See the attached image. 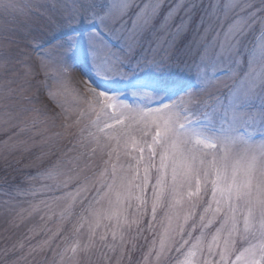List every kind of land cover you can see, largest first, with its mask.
<instances>
[{
  "label": "snow or ice",
  "instance_id": "6c2138e0",
  "mask_svg": "<svg viewBox=\"0 0 264 264\" xmlns=\"http://www.w3.org/2000/svg\"><path fill=\"white\" fill-rule=\"evenodd\" d=\"M0 21L6 175L16 151L49 139L27 120L38 110L26 104L42 101L24 93L40 91L41 73L56 106L49 78L67 90L78 70L89 94L63 125L87 121L72 148L51 142L36 157H55L32 179L55 181L41 203L64 202L59 226L13 239L25 218L5 201L0 264H156L182 250L169 264H264V0H0ZM85 155L99 157L90 175L69 167ZM64 222L88 226L70 257Z\"/></svg>",
  "mask_w": 264,
  "mask_h": 264
},
{
  "label": "rangeland",
  "instance_id": "374dc122",
  "mask_svg": "<svg viewBox=\"0 0 264 264\" xmlns=\"http://www.w3.org/2000/svg\"><path fill=\"white\" fill-rule=\"evenodd\" d=\"M3 24L4 22L0 21V27H2ZM84 70L87 71V69ZM21 71L23 72V70ZM53 75H55V73H49V77ZM68 78L70 80V87L67 90L62 89L61 86L54 83L51 78H49L47 81L51 90L57 94L56 98L59 101V104L63 106L62 108L56 106L49 100L48 93L44 90L45 77L43 73H41L39 76L40 91L36 92L35 90H30L24 93L26 97L32 99L39 96L40 100L42 101L41 103H36L34 105L26 104L27 107H34L38 110L37 113L28 114L27 120L29 122H31L33 119L40 121L38 128L33 129V131L41 133L43 137L49 138L48 141L43 144H35L30 151H16L13 157H10V159H12L14 163L16 160H20L22 162L15 170L9 169L7 175L4 171V161L2 159L4 150L0 148V237L5 234L3 233L4 216L2 207L4 202L8 200H11V202L15 205L16 212L20 213V215L25 218L20 227L14 230L15 235L13 236V239H17L27 233L28 235L32 236L30 242L36 243L39 240L45 239L46 236L50 234L47 232L48 229L55 231L59 226V213L64 202L60 201L52 204L51 209L46 207L44 203H41L42 200L47 199V197L51 195V193H49L43 186L52 185L55 183V181L49 179H32V177L37 176L38 172L47 168L51 159H55V157L45 158L43 160L36 158L37 155L42 152V150H46L47 143L57 142L61 149H71L73 146L74 135L78 132L79 127H81L83 123L87 122L86 120L82 121L81 125H77L76 127L69 129H65L63 127V125L66 124L72 125L74 121L78 119L80 110L84 107L82 98L89 95L88 91L81 84L78 70L71 72ZM32 82L35 83V81ZM13 87H16V85H13ZM128 103L135 104L137 101L130 97ZM145 103H148V101H145ZM53 116H57L58 118L53 120ZM200 119L202 121L200 127L204 130V134L210 135L211 126L206 120H204L203 117H200ZM58 133L60 134L59 136L57 135ZM69 133H71V135ZM42 136L38 134L36 135L35 139L37 141H41ZM133 138L138 139V134ZM24 139H28V136H25ZM113 144H115V141H113ZM77 154V151H69L67 156H64L63 159L71 160V158L77 156ZM98 159L99 157H96L95 159H89L87 155H85L80 159L73 161L69 167L78 168L81 170L82 175H90L93 169L89 166H94ZM114 162L126 164L127 157L121 154L118 161L114 157ZM18 189L20 190L19 192L17 191ZM33 189L36 190L35 195L24 194L27 190ZM55 194L60 195L61 193L57 191ZM34 205L36 206L35 210H33ZM53 211L55 212V215L52 214ZM29 212H31V215H29ZM158 215L163 217V210L159 211ZM74 222L75 221L72 223ZM72 223L64 222L62 225L61 234L57 238L60 248L67 249V256L69 257L74 254L72 249L75 248L77 244L82 243L84 239L83 233L87 231L88 227L87 224H85L84 227L80 229L79 234H77L73 232ZM29 228H34L35 234L28 233ZM157 231L162 232L163 229L157 225ZM193 235H196V233ZM28 242L29 241H25V243ZM139 243L144 244V241L141 240ZM144 251H147L146 247L144 248ZM182 252L184 254L177 252L166 253L160 258L158 262H156V264H169L170 257L178 258V260L182 262L184 260L186 251L182 250ZM135 255L137 258H139L141 255L140 251H137ZM152 259L155 261V257ZM171 264H177V260L173 259Z\"/></svg>",
  "mask_w": 264,
  "mask_h": 264
}]
</instances>
